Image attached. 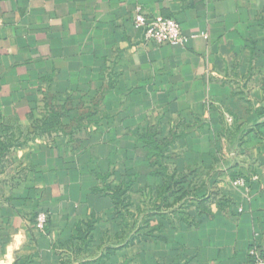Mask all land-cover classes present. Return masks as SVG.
<instances>
[{"label":"crops","instance_id":"crops-1","mask_svg":"<svg viewBox=\"0 0 264 264\" xmlns=\"http://www.w3.org/2000/svg\"><path fill=\"white\" fill-rule=\"evenodd\" d=\"M138 7L199 36L147 41ZM0 18V264H88L110 248L107 264H250L264 248V0H0ZM150 135L169 175L197 184L177 190L184 222L164 207L178 231L124 248L104 190L132 180L131 211L155 208ZM92 224L100 248L77 260L69 244Z\"/></svg>","mask_w":264,"mask_h":264},{"label":"trees","instance_id":"trees-1","mask_svg":"<svg viewBox=\"0 0 264 264\" xmlns=\"http://www.w3.org/2000/svg\"><path fill=\"white\" fill-rule=\"evenodd\" d=\"M56 116L49 115L46 117L47 126L49 128L52 127V123L55 124L57 121ZM145 142L144 150L147 154V160L152 167L157 168V171L154 173V177L156 178L155 189H158L155 198L157 199V205L152 211L153 218L159 219V225L154 227L152 226V221L154 220H147L144 224H140V217L131 211V207L133 206V199L131 196V192L133 189V182L132 180L128 182H122L119 186L113 188L111 184L107 186L104 190L106 191V195L111 197L113 204L115 205V213L118 219L124 223L125 235H127L128 241L126 240L123 243L124 248L135 247V245L140 244L141 250L142 246L147 248L148 239L157 237L158 240H163V235H169L178 231L183 223H173L172 227L170 228L169 225V213H166L164 210L165 208H172V213L176 214L179 217V221H183L184 216V207L185 204L188 203L189 198L191 195L188 193H180L177 191L180 187L182 188H196V184L190 180H182L175 175L170 176L167 172V169L164 168L163 161L165 158V152L167 147L162 146L158 140L155 139L154 135H150L143 138ZM109 176H107L108 178ZM244 178V177H243ZM246 179V178H245ZM160 189V192H159ZM174 190V191H171ZM196 196V195H195ZM195 196H193L195 198ZM203 197V196H200ZM160 201V205L158 202ZM189 206V205H188ZM146 210V209H145ZM145 210L141 209L140 214L144 213ZM41 212H46L48 214V224L46 227L45 234L48 232L50 227V214L49 211L45 207L38 208L37 212L35 213L33 220L36 223V219L38 214ZM139 214V216H140ZM115 219V218H113ZM142 219L146 220L145 217L142 216ZM137 220L139 221V225H137ZM131 223H130V222ZM184 222V221H183ZM96 226L94 224L89 226V231H84L83 229L78 230V234L75 236L74 241H72L69 245L72 247V252L75 253L76 259L80 260L81 255L86 252V254L90 251L89 247L91 245H99V242L96 239L95 234L91 237V232L95 231ZM151 228V229H150ZM130 229V230H128ZM129 235V236H128ZM137 243V244H136ZM100 245L97 246L96 249H99ZM116 248H110L108 250L107 255L102 256L98 259H93L88 264H107V261L110 260L111 256H113L116 252ZM145 256H147V249H144ZM142 255V253H141ZM146 257L143 259L145 261L144 264H148L146 261ZM71 262V261H69ZM63 264H69L67 261ZM71 264V263H70Z\"/></svg>","mask_w":264,"mask_h":264},{"label":"built area","instance_id":"built-area-1","mask_svg":"<svg viewBox=\"0 0 264 264\" xmlns=\"http://www.w3.org/2000/svg\"><path fill=\"white\" fill-rule=\"evenodd\" d=\"M135 27L144 30V36L147 41H153L156 44L170 46L172 48L184 49L191 39L199 35H187L183 32L180 24L173 18L156 16L150 17L142 12L140 7L137 8L135 18ZM3 26V19L0 18V27ZM203 36H206L205 34ZM257 179V178H255ZM236 188H245L248 186L247 180L243 177L233 182ZM48 214L41 212L36 219V227L43 233L46 231L48 224ZM250 264H264V248L257 244L249 250Z\"/></svg>","mask_w":264,"mask_h":264},{"label":"rangeland","instance_id":"rangeland-1","mask_svg":"<svg viewBox=\"0 0 264 264\" xmlns=\"http://www.w3.org/2000/svg\"><path fill=\"white\" fill-rule=\"evenodd\" d=\"M151 205L148 207V206H145V207H148L146 210H145V212L142 214H140V218H139V220H140V224H144L147 220H154V221H152V226H154V227H156V226H158L159 225V219L158 218H153V217H151L150 218V216H152V211H153V207H154V205H153V200L151 201V203H150ZM184 212V214H186V211L184 210L183 211ZM174 215V218L176 219V220H178L179 219V217H177L176 216V214H173ZM142 216L143 217H145L146 218V220L144 219H142ZM130 222V221H129ZM131 223V222H130ZM169 223V225H170V228L172 227V224L174 223V220L172 219V221H171V223H170V221L168 222ZM88 229V227L85 229V230H87ZM151 229V228H150ZM128 230H130V229H128ZM96 248H97V245L95 246ZM95 248V249H96Z\"/></svg>","mask_w":264,"mask_h":264}]
</instances>
